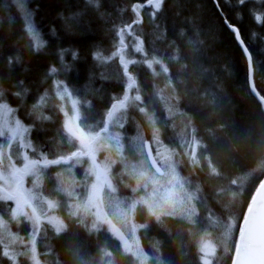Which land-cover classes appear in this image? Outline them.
I'll list each match as a JSON object with an SVG mask.
<instances>
[{
	"label": "trees",
	"instance_id": "trees-1",
	"mask_svg": "<svg viewBox=\"0 0 264 264\" xmlns=\"http://www.w3.org/2000/svg\"><path fill=\"white\" fill-rule=\"evenodd\" d=\"M155 1L101 0L98 5V0H0V80L4 81L0 89L11 99L32 91L39 101L49 97L46 83L62 81L60 70L77 61L78 71L65 76L64 82L84 100L78 104L79 126L87 135L99 133L101 145L113 128L104 126L105 114L138 94L135 88L140 99L129 116L141 122L148 138L153 136L150 122L154 118L174 115L176 122L181 117L174 139L165 141L163 136V141L189 158L191 176L198 185L209 182L229 191L241 210L235 230L220 243L210 239V234L215 235L213 227L201 224L202 216L213 222L221 218L212 200L206 213L202 208L196 213L200 231L189 245L178 228L170 233L153 222L140 233L147 263L204 264L198 247L208 241L215 249L209 264H232L242 219L264 179V105L252 92L248 58L230 26L238 28L248 49L255 89L264 98V3L162 0L154 8ZM116 46L125 48L131 61L128 69H122ZM88 63L96 65L94 71ZM135 82L137 87L129 90ZM81 87L96 92L84 94ZM149 95L156 106L148 103ZM85 101L97 115L84 107ZM59 120L60 136L73 147L53 154L43 149L46 136L35 130L29 150L37 165L44 158L60 160L81 151L66 132L60 111ZM51 139L57 138L51 135ZM39 146L43 156L34 152ZM101 151L105 153L104 146ZM108 152L112 156V149ZM58 166L50 168L54 171ZM78 223L73 220L71 227H80ZM73 236L66 234L55 242L62 264H139L108 231L96 236L81 229L78 236L67 239ZM151 255L156 260L151 261Z\"/></svg>",
	"mask_w": 264,
	"mask_h": 264
},
{
	"label": "rangeland",
	"instance_id": "rangeland-1",
	"mask_svg": "<svg viewBox=\"0 0 264 264\" xmlns=\"http://www.w3.org/2000/svg\"><path fill=\"white\" fill-rule=\"evenodd\" d=\"M100 1L98 0V5ZM251 1L264 3V0ZM161 3L162 0H156L151 6L159 8L157 5L160 6ZM137 45L138 43L132 47L131 53H135ZM116 47L114 52L122 69H128L131 61L126 59L125 48L119 50V46ZM76 64L77 61L72 62L69 67L60 70L63 82L51 80L50 83H46L45 89L50 93L49 97L44 96L39 101L37 94L31 95L32 91L26 92L21 99L18 96L11 99L2 87L0 89V186L13 194L18 183L21 182L18 191L20 196L22 195L18 199H13L15 203L12 205H6L9 200L5 194L0 193V244L2 243L0 264H62L61 254L56 248V240L66 234L78 236V230L81 229L96 236L108 231L110 236L119 241L121 247L139 264H148L149 256L142 247L140 233L149 229L154 222L170 233L178 228L184 233L189 245L191 239L200 231L195 215L201 208L203 213H206L209 206H212L211 200L215 201V208L220 212L221 218L216 219L214 223L209 217L202 216L201 224H209L213 227L215 235L210 234V239L220 243L222 238L234 231L241 204L236 203L235 196L229 191L222 190L213 183H204L206 190L204 186L198 185L191 176L189 158L168 143L170 137L174 139V132H179L175 126H181L183 119L180 117L175 122L174 115L166 114L164 117L160 116V119L154 118L150 122L153 136L148 138L141 122L129 116V110L136 108L140 99L139 90L136 88L135 92L138 94L132 95L126 103L117 105L104 116V126H113V128L111 134L105 137L104 145H101L102 142L99 143V140L92 144L99 173L87 156L75 157L68 160V163H63L72 156L73 152L62 156L59 164L51 163L53 160H58V157L44 158L40 165L36 164L32 151L29 150L33 146L31 136L35 130H41L44 137L46 136L44 143L42 142L43 149L50 150L53 154L57 151L61 153L62 147L70 148L73 144L63 140L59 134L61 128L59 111L66 132L80 144L77 137L83 130L79 126L80 105L78 104L80 100L82 102L84 100L76 94L73 95V90L70 92L64 82L65 76L78 71ZM88 66L90 70H95L96 65L88 63ZM100 67L102 68V65ZM2 81L0 80V85H4ZM132 86L137 87L136 82L128 89L130 90ZM80 90L86 92L83 87ZM92 91L96 92V89L91 88L84 94H92ZM137 96L139 99H136ZM148 98V103L155 105L156 100H152L153 97L151 98L150 95ZM121 100H124V97ZM39 104L40 108H38ZM83 104L91 114L97 115L96 110H93L95 107L92 108L86 101ZM36 108H38L37 112ZM158 109L162 110V107ZM21 114L25 118H21ZM49 133L56 136L54 142L51 135L49 137ZM84 135L96 134L84 133ZM163 136L165 141L168 140L166 143L162 139ZM147 143L151 144L156 160L165 173L164 176H160L153 168L148 169L150 174L157 178L154 183L161 188V193L171 189L179 194V204L175 211L172 210L171 203H162L160 207H154L159 219L151 215L148 207L144 205L137 204L135 210L129 212V205L143 194L144 189L134 192L136 180L128 173L132 164H136L139 170H144L140 167L141 157L137 154L136 148L137 145H143L147 153ZM101 146H104L105 153L101 151ZM79 148L81 151H86L81 145ZM110 149L113 152L112 156L108 152ZM37 151H39L38 155L43 156L40 146L35 148L34 152ZM75 159L76 161L72 163ZM25 165L28 167L26 168ZM56 165L59 166L53 171L50 167ZM105 170L107 179L112 185L111 189L103 182ZM17 171L21 172L22 181L20 175H15ZM97 174H101L99 182L96 180ZM173 175L176 181L169 183ZM97 183L102 185L99 198L88 203L87 197L92 192V185ZM126 192L128 195L125 194ZM49 204H54L55 207L50 208ZM73 220H79L80 227L77 225L71 227ZM58 225L59 231H57ZM75 236L67 239L71 240ZM229 236L230 234L225 241ZM41 251L42 256L38 255ZM198 251L202 255L203 263L209 264L215 249L211 242L204 241L198 247ZM152 256L155 255H151V261L156 260Z\"/></svg>",
	"mask_w": 264,
	"mask_h": 264
},
{
	"label": "snow or ice",
	"instance_id": "snow-or-ice-1",
	"mask_svg": "<svg viewBox=\"0 0 264 264\" xmlns=\"http://www.w3.org/2000/svg\"><path fill=\"white\" fill-rule=\"evenodd\" d=\"M93 0H89V3H92ZM243 0H241V3ZM159 7V5H157ZM235 31V29H234ZM139 99V96L136 97ZM141 112L144 111L143 108L140 109ZM108 129L105 128L104 131L106 132ZM99 138V133L93 136H85L83 132L81 135L77 137L80 140V145L86 151H75L72 153V156L65 159L63 163H68V160L74 157H81L87 156L91 160L92 166L96 169L99 173V165L96 164V158L94 155V151L92 148L93 142H95ZM137 154L141 157L139 164L140 167L144 168L143 171L139 170L136 164H132L130 166L129 175L132 179L136 180V186L133 188L134 192L140 191L141 188L144 189L143 194L134 201L131 205H129V212L134 211L137 204L144 205L148 207V211L151 215H157L154 207L158 208L161 206L162 203H171L173 205L172 210H176V206L179 204V194L173 192L171 189L167 192L161 193V188L156 186L154 181L157 180L156 177L150 174L148 169L154 168L156 173H159L160 176H164L165 173L161 171L159 167L156 166V161L151 158V153H145L143 145H137L136 148ZM151 161L149 164L148 162ZM52 164H59L61 163L60 160H53L51 161ZM34 166V165H33ZM27 168L28 166L25 165ZM127 167V166H126ZM104 183L107 184L108 188L111 189L112 185L107 179V172L106 170L103 173ZM96 180L99 182L101 181V174L96 175ZM176 181V177L172 176V183ZM102 185L97 183L92 185V192L88 195L87 200L88 203H91L95 199L99 198V191ZM175 187V185H173ZM261 188H264V184H261ZM159 190V194H158ZM114 191V189H113ZM7 199L11 200L12 197L9 196ZM255 203V201H253ZM49 207H55L54 204H49ZM87 207V206H85ZM248 213H252V207L248 208ZM244 225L249 226L241 230L240 232V240L239 244L236 246V261L235 264H264V217H262L258 222H254L252 219H245L243 221ZM255 223V227L252 225ZM60 230V226H57V231Z\"/></svg>",
	"mask_w": 264,
	"mask_h": 264
},
{
	"label": "water",
	"instance_id": "water-1",
	"mask_svg": "<svg viewBox=\"0 0 264 264\" xmlns=\"http://www.w3.org/2000/svg\"><path fill=\"white\" fill-rule=\"evenodd\" d=\"M230 28L232 30L235 29L234 32L236 34V37H237L239 43L242 45V47H243V49H244V51H245V53L247 55L248 63H249V81H250V85H251L252 92L259 99V101H261L263 103V105H264V98L262 96H260L258 94V92L256 91V89H255L254 80H253V71H252L251 57H250V54L248 52V49L246 48V46H245V44H244V42H243V40L241 38V35L239 33L238 28L237 27H234V26H230ZM146 152L147 153L148 152L151 153V158L156 161V166L160 168V166H159V164H158V162L156 160L154 151H153L152 146H151L150 143H147L146 144ZM149 163H151V161H149ZM261 184H264V179L260 183V185L257 188V190H256L253 198L250 201L249 207H252L253 212L252 213H248V211H247L248 209H247L246 210V213L244 215V218L242 219V222H241V225H240V228H239V233H238V242H237V245L239 244L241 230L244 229V228H246V227H249V226L244 225L243 221L245 219H252L254 222H258L262 217H264V188H261L260 187ZM253 201H255V203H253ZM252 227H255V223L252 225ZM235 261H236V250H235L234 259H233V263L232 264H235Z\"/></svg>",
	"mask_w": 264,
	"mask_h": 264
},
{
	"label": "flooded vegetation",
	"instance_id": "flooded-vegetation-1",
	"mask_svg": "<svg viewBox=\"0 0 264 264\" xmlns=\"http://www.w3.org/2000/svg\"><path fill=\"white\" fill-rule=\"evenodd\" d=\"M20 173H21L20 171H17V172L15 173V175H16V176H19ZM20 178H21V175H20ZM20 181H22V178L20 179ZM20 185H21V182L18 183L17 188H16V190L14 191L13 194H11V193H10L7 189H5L4 187L0 186V193L5 194L7 197H9V196L12 197L11 200L8 199L9 201H8V203H5L6 205H12L13 203H15L13 199H18V197H22V195L20 196L19 191H18V188H19ZM8 208H9V207H8ZM23 238H24V237H23ZM0 245H2V243H1Z\"/></svg>",
	"mask_w": 264,
	"mask_h": 264
}]
</instances>
